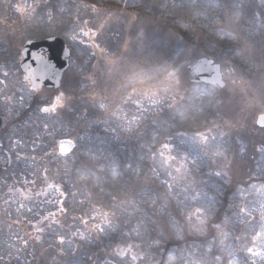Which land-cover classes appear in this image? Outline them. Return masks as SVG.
Here are the masks:
<instances>
[{"label": "snow or ice", "instance_id": "6c2138e0", "mask_svg": "<svg viewBox=\"0 0 264 264\" xmlns=\"http://www.w3.org/2000/svg\"><path fill=\"white\" fill-rule=\"evenodd\" d=\"M39 6L38 3L25 0L24 3L16 4L15 8L20 14L31 16ZM180 6H184L183 0ZM209 6L224 9L233 7L213 3L212 0H209ZM83 7L103 18L94 28H89V21L84 20L79 32L74 31L71 39L76 40L82 34L91 40V47L103 55L105 49L96 40L103 35L110 22L120 17L96 4H83ZM48 15L51 19V13ZM239 15V12L229 13V24L235 23ZM130 16L128 24L137 21L135 14ZM219 33L237 41L239 46L227 49L216 61L206 59L197 62L192 68L194 76H185L183 72V65L177 57L185 58L190 49L179 45L166 60L151 66L125 63L122 57L105 55V67L99 70L102 75L96 79L88 77L94 86L89 102L95 111L92 117L84 114L87 129L100 128L103 134L86 131L84 136L77 134L73 138L57 139L58 134H71L57 128V119L51 118H58L59 110L68 108L75 91L70 86L63 90L57 89V94L38 111L49 118L43 124L44 133L56 145L51 153L45 152L44 156H55L62 161L59 167H62L66 179L50 182L49 169L44 166L36 168L32 175H39L44 186L35 192L32 188L17 190L20 195L14 201L17 204L16 213L33 212L28 204L44 197L41 203L52 205L54 210H49L38 219L33 225L35 232L43 233L46 227L51 228L53 225L63 227L60 218L68 213L66 200H76L79 190L88 186L103 191L107 185L123 191L125 198L107 210L104 205L92 203L87 218L73 217L74 220L79 219L85 229L73 235H79L82 240L117 231L129 238L133 235L137 238L150 235L152 246L157 248L168 241L185 242L183 247L171 250L174 254L167 256L169 264L176 260L180 264H264V169L258 176L250 172L248 181L238 185L226 203L223 199L225 186L231 184L229 173L233 169V161L226 155L229 148L223 142L224 136L237 132L233 137L236 147L231 148L234 157L243 156L251 147L264 159V116L248 124L249 110L258 104L264 105V90L259 94L250 91L247 87L249 82L235 63L237 59L241 62L253 59V47L248 40L234 34V30L221 28ZM140 35L143 36V32ZM258 51L264 60V47ZM16 56L21 60L30 57L45 73L51 68L42 52L32 53L23 47L17 50ZM206 64L215 66L213 86L199 88L196 85L200 82V73ZM114 73L122 76L120 88L109 92L103 87L104 77L111 79ZM2 74L5 79L0 80V85L6 86L9 73L3 71ZM24 79L31 85L32 92L39 91L31 76L26 75ZM193 80L192 94L187 97L180 95L182 81L192 83ZM96 88L100 91H95ZM261 88L264 89V83ZM238 94L243 104L237 102ZM5 100L9 101L11 97H5ZM18 101L23 103L24 96H20ZM205 101L228 117L224 121L228 132H221L219 140L211 135V130L191 133L181 130L187 114L193 110L203 111ZM261 110L264 111V108ZM257 124L259 128L255 127ZM241 130L258 133L259 138L249 136L245 142L244 137L239 135ZM126 140H136L139 144L138 155L134 159L118 156L113 151L114 145ZM13 144L23 147L21 140H15ZM32 150L35 152L36 147ZM16 156L25 161L30 159L33 165L37 163L35 155L20 157L16 153ZM70 161L79 163L70 167ZM143 161L149 162L146 171ZM5 162L11 163V159ZM36 182V179L25 181L33 186ZM49 190H53V193L50 194ZM80 194L83 195L82 192ZM4 203L8 204L9 201L5 200ZM78 203L84 204L85 200H78ZM116 208L128 218L127 221L122 222L117 217ZM132 218H135L134 224ZM14 222L20 224L22 221L17 219ZM129 225V230L124 232L123 229ZM26 235L28 239L17 237L25 247L29 239H42L40 235ZM189 238H192L191 242H188ZM58 240L60 245H71L64 235H59ZM197 240L200 243H196ZM139 247V244L117 243L111 252L112 259L105 264H135L144 259V254L133 251ZM196 249L199 250L198 254Z\"/></svg>", "mask_w": 264, "mask_h": 264}, {"label": "trees", "instance_id": "16d2710c", "mask_svg": "<svg viewBox=\"0 0 264 264\" xmlns=\"http://www.w3.org/2000/svg\"><path fill=\"white\" fill-rule=\"evenodd\" d=\"M191 1L192 0H183L184 6H180L181 0H55L53 4H59V3H81V4H96L99 8H107V7H114V8H125L129 11H135L141 16V21L149 22L153 25V28L161 29L163 31L167 30L178 37L182 39L183 44L187 45H193L200 49V52L205 54L206 57H209L210 59H217L223 52H225L229 48L238 47L239 44L237 41H233L229 39L228 37L223 36L219 33V29L225 28L226 30H234V34L239 35L240 37H243L248 40L249 44L253 47V59L248 62H241L239 59L235 61V63L238 65V67L242 70L244 79L248 81V85L250 83L252 84V87H254L257 84L262 85L264 83V80H262V75H264V60H262L259 49L261 47H264V23L262 24V31H259L256 33V29L260 26L257 23H251V19H249L246 15L241 19V26L239 29L235 27V23L229 24L228 16L229 13H232L231 7L228 9L224 8H214L209 6V0H199L202 3L203 10L200 11V15L192 14L190 13L191 9ZM262 1V0H261ZM1 3H8L7 0L1 1ZM49 4V1H47ZM213 3L217 4H227L231 6V3L227 0H212ZM11 3L7 4V6L0 7V11L7 10H15V5L13 4L12 7L9 8ZM45 4L44 6L48 5ZM6 5V4H5ZM264 6V3H263ZM43 11V10H42ZM258 12V11H257ZM185 25H189V27H185ZM6 27H9L10 24L4 25ZM260 33H263V38L261 37ZM102 42L106 45L107 43L102 40ZM107 46V45H106ZM116 52V50H114ZM156 52H149L144 56V62L143 64L141 62V66L143 65H153L155 63L147 61L148 58L153 57ZM171 53L170 51L167 54V58ZM203 58V57H200ZM200 58H197L200 59ZM125 57L123 58V60ZM126 59L124 62H126ZM157 65V64H156ZM188 65L185 64L183 66V72L185 76H188L187 72ZM121 77V75L118 74V78ZM104 84L103 87L107 89L109 92H111L114 89H119L118 85L116 86L115 83H112V79H109L107 76L104 77ZM78 79H67L64 82V87H71L74 89V95L73 100L68 105V108L64 110H59V116L57 120H59V124L61 125V128L64 133H70L71 135H64L68 138H73L77 134L80 136H84L86 134V131L88 133L97 132L99 134H103L102 130L100 128H93V129H87L84 114H86L88 117L93 116V112L95 111L90 102L89 97L90 93L93 92L94 86L92 85L91 81L86 76H80V89H77V83ZM185 82L182 81V84ZM187 91L180 92V95H184L185 97L191 95V88L193 85L189 84ZM199 88H204L206 86L202 85H196ZM210 88V87H209ZM183 89V87H182ZM80 91V92H79ZM95 91H100L99 88H96ZM79 92V93H78ZM197 95L199 93H196ZM53 98L52 94L48 91L44 92L40 95L38 99H36V102L34 104L37 109L40 107L46 105L51 99ZM41 99V101H39ZM43 101L47 103H43ZM238 103L243 104L242 102L237 101ZM199 103V102H197ZM72 109V110H69ZM256 118V115L248 116V124L251 125V122L253 119ZM220 116L219 111L215 106H210L205 103L203 104V111H190L187 114V119L182 122V129L184 131L188 132H207L209 129L213 128L216 124L219 123ZM218 125H224L223 122H220ZM60 129V128H59ZM251 131V130H250ZM240 132H244L241 130ZM150 133V130H149ZM248 133V132H247ZM136 142V143H134ZM143 141H141L142 143ZM124 145V146H123ZM127 148L128 151L122 150L123 148ZM235 146H231L230 148H234ZM138 149L139 144L136 140H126L123 143H119L114 145L113 151L116 155L122 156L125 158H136L138 155ZM246 157V167L244 166L243 160H239L240 155H236L234 157L233 152L230 150V156H232V161L237 160L236 162H233V165L236 167L235 172L237 174H240L243 176V180L240 185L244 184L248 181L249 173H253V167L254 162H252L253 157H257V152L252 151L251 147H249V150L244 154ZM243 157V156H241ZM47 163V162H46ZM79 161H76L75 164H71V167H75L76 164H78ZM143 166L145 168V171L147 170V164L148 161H143ZM242 165V168L240 166ZM58 163H51L49 166V172L50 177L52 178L50 182H59L62 179H66L63 174L62 167ZM59 168V171H58ZM235 172H234V178L232 177V181L230 185L225 186V193H224V202H227L228 197L235 191L237 185L235 184ZM6 180V179H3ZM38 180L40 183H42V179L38 175ZM252 182L259 183V180H253ZM85 193L91 194L90 199L88 202H85L84 204H80L81 210H79V204L75 203L74 206L71 208L69 206L70 212L67 213L65 216L61 217V225L63 227L57 226L60 228V230H65L69 235L72 237H75L76 235H73V233H76L72 229V223H78L81 225V227L84 229V226L80 223V221H77L73 219L75 216H85L87 218L86 214L87 211L90 209L91 204L95 203L98 206L104 205L105 210L108 209L113 204H119V200L122 198H125V193L123 191H120L118 189H112L109 188L107 185L104 186V190L101 191L98 188H94L91 186H88L87 188L82 189ZM113 197H116L114 200ZM147 210V209H146ZM223 211V209H221ZM12 214H0V224H3L4 221L7 225H0V227L8 226L9 229L13 230L18 236H22L25 239H28V236L26 234L31 233L33 237L36 235H40L41 233H36L33 225H35L34 222H28L27 225L23 224H16L12 221ZM27 222V220L22 219V223ZM124 222V220H122ZM135 223V218L132 220V224ZM74 225V224H73ZM131 225L128 227H125L123 229L124 232H127ZM239 234V233H237ZM127 236L121 235L120 231L119 234H116L114 236H110L111 241V248L108 250L105 248V245H103V239L101 238V235L94 237L95 243L94 245L89 244V242H81L75 240L76 245L81 244L83 249V255L84 257L87 256V260L84 258L74 257L69 254H63L59 247L60 244L58 243L57 246H48L47 248L44 245H41L39 241H35L34 239H29L28 245L25 247L22 245L19 239L16 241H19L20 248H21V257L24 256V260L22 263L19 261H15L14 253L11 251H7V258L4 259V262L2 264H105L106 261H110L112 259L111 252L112 249L119 243L120 239H124ZM133 235V239H134ZM147 237V238H146ZM128 239H131L128 237ZM133 239L130 240L133 242ZM192 238H189L188 242H191ZM110 240V239H109ZM15 241V240H14ZM15 241V242H16ZM146 242V245L143 246L147 252L150 253L151 259H154L155 261H159V264H165L167 260V256L171 253L172 249L180 248L184 246L185 242H176V241H168L167 243H164L161 247L157 248L155 246H152V237L150 235H145L142 237V242ZM99 243V245H97ZM196 243H200L199 240L196 241ZM78 248V245H77ZM24 250V252H22ZM199 253V250L196 249ZM213 251L215 252L216 249L214 248ZM75 252V251H74ZM55 261V263H54Z\"/></svg>", "mask_w": 264, "mask_h": 264}, {"label": "rangeland", "instance_id": "374dc122", "mask_svg": "<svg viewBox=\"0 0 264 264\" xmlns=\"http://www.w3.org/2000/svg\"><path fill=\"white\" fill-rule=\"evenodd\" d=\"M4 1V0H1ZM55 0H49V4L47 0H27L28 3H38L40 6L36 9V14L33 13L31 17V22H35V17L37 18V27L41 28L43 24L40 22L42 20L41 17L48 16L49 24L52 29V31L59 35L71 48L73 52V59L71 60V73L69 78H74L75 74L74 72H78L80 69V76H86V77H92L93 79H96L98 75H102L100 73V69L105 67V55H112L116 58H124L127 60L125 63H139L141 65V62H144V56L149 52H156L153 57H150L147 59L148 63L152 62L155 64H159V62L167 59V54L170 51L171 53H174V51L177 49V46L181 47H187L190 49V51L187 53L185 58L177 57L179 60V63L181 65L187 64L189 66L190 63L197 60V58L200 57H206L205 54L200 52V49L193 45H187L183 44L182 39L175 35L174 33L170 31H163L161 29L153 28V25L149 22L141 21V16L135 12V11H129L125 8H114V7H107L102 8L106 10L109 13H114L116 16H119V20H113L109 23V25L106 26L104 33L102 36L98 37L96 42L100 43V46L105 49V53L102 55L99 53L97 49H94L91 47V40L88 37L83 36L82 34L77 36L76 40L71 39V35L73 32H79L80 27L82 26V22L84 20H88L89 28H94L95 25L101 20L103 17H98L96 13H93L90 9H86L83 7V4L81 3H73V2H66V3H59V4H53ZM231 3V11L232 13L239 12V18L235 22V27L237 29L241 26V19L246 15L249 19H251V23H257L260 26L255 30L256 33L259 31H262V24L264 23V6L261 0H227ZM8 2V0H7ZM25 0H9L8 3H1L0 7L7 6V4L11 3L9 8L12 7V5H16L18 3H24ZM6 4V5H5ZM45 4H48L44 6ZM191 9L190 13L197 14L200 11L203 10V5L199 0H192L191 1ZM238 5V7H235ZM43 10V11H42ZM7 11V10H4ZM9 11H12L9 9ZM48 11V13H45ZM258 11V12H257ZM49 13H51V19H49ZM130 14H135L137 16V21L128 24L127 21L131 19ZM44 15V16H43ZM35 22V23H36ZM79 22V23H78ZM3 24V25H2ZM0 26L4 27V22H2ZM11 25V24H10ZM264 25V24H263ZM31 27H34L35 24L31 23ZM141 32H143V36H141ZM52 35V34H51ZM261 37L263 38V33H260ZM52 37V36H50ZM106 42L107 46L102 42ZM83 41V43H81ZM125 46L127 47V51H125ZM116 50V52H114ZM96 53L93 55V53ZM166 55V56H165ZM75 56L76 59H75ZM202 58V59H204ZM209 58V57H206ZM124 59V60H125ZM216 61L217 59H213ZM81 65V66H80ZM112 79V83H115L116 86L118 85V88H120V83L122 80V76L118 78V74L114 73ZM262 80H264V75H262ZM253 83H250L247 85L250 91L255 92L256 94H259L262 90L260 84L255 85L252 87ZM189 85L187 82L183 84V89H181L182 92H185V88H188ZM24 96V99L26 102H31L33 99V94L30 92L23 91L21 92ZM237 101L242 102V97L238 94L236 97ZM16 103H13V106H16ZM8 107V106H7ZM264 108V105L258 104L255 107L251 108L249 110L248 116H254L257 117L260 114H263L264 111L261 109ZM220 116V122H223L228 119L226 115L219 112ZM47 121H42L38 124V127L35 128V130L32 133V137L30 143L28 141H24L22 138L17 137L19 140H23L22 142L23 147L26 148L29 152L26 154V156L31 157L35 155L37 157V163L36 165H33L32 162H27L22 164V169L24 171H27L29 174L26 178H12V179H0V214L3 213V215L12 214V222L16 221L17 219L27 220V222H24L21 224L27 225L28 222H36L38 219L41 218L42 215H46L49 210H54L52 205H48L45 203H41L45 198L40 197L37 200H33L28 204L29 207L33 208V212H23L22 214H18L15 211V208L17 207V204L14 202L17 197H19L20 192L17 190L27 191L28 188H32L33 192L38 190L40 187L44 186L43 183H40L38 180V176L34 177L32 175L33 171L36 168H39L41 166L47 167L49 169V166L51 163L55 162L60 165H62V161H59L55 158V156H49L45 157L44 153L49 152L51 153L53 148L56 147L54 141L47 137L44 133L43 124ZM216 124L213 128L209 129L211 130V135H214L217 137V139H220V133L221 132H228V129L224 127V125H218ZM57 128H61V125L59 124V120L57 122ZM237 135V132L233 131L229 133V135H226L223 137V142L225 143V146L229 148V151L226 152V155L228 156L229 160H232V156H230V145L235 146V142L233 140V137ZM240 136L244 137L245 142H247V139L249 136H255L257 139L259 138L258 133H252L250 130L247 132H240ZM57 139H68L66 136H60L58 134ZM136 143V142H134ZM36 147V151L34 152L32 149L33 147ZM124 146V145H123ZM122 150L128 151V149L125 147ZM57 155L58 152H57ZM257 157L252 158V162H254L253 167V176H258L261 173V170L264 169V159L261 158V155L257 153ZM239 160H243L244 166L246 167V157L243 155V157L239 156ZM245 159V160H244ZM237 160H233V162H236ZM47 162V163H46ZM70 167L72 162H69ZM240 166V164H239ZM15 168V167H14ZM242 168V165L240 166ZM62 169V168H61ZM236 170V167L233 165L232 171H230L229 175L234 178V172ZM235 184L238 186L241 184L243 180V176L240 174H237L235 172ZM49 172V177H50ZM32 179H36V185L33 186L31 184L25 183V181H31ZM52 180V178L50 177ZM49 179V180H50ZM50 180V181H51ZM11 189V190H10ZM70 191H76V189H70ZM50 194L53 193V190H49ZM83 193L81 195L80 193ZM85 196H87V199H85ZM90 195L85 193L82 189L79 190L77 194L76 200H66L65 206L68 208V213L70 212L69 206L72 208L75 203H78V200H85V202H88L90 199ZM8 200L9 203L5 204L4 201ZM79 204V210H81L80 203ZM5 209H7V212H5ZM89 211V210H88ZM87 211V213H88ZM117 213V217L122 221H127V217L122 215L121 210L119 208L115 209ZM39 213V215H37ZM80 217V216H75ZM134 218H132L133 220ZM76 222L79 221V219H75ZM35 223V224H36ZM74 224V225H73ZM0 225H7L4 221L3 224ZM72 229L76 232H84L83 228L78 223H72ZM119 234V231L112 233L110 235H101V238H104L103 245H105L106 249L111 248V244L109 241H111L112 236ZM64 235L66 241H71V245L68 243L64 245L58 246L60 251L63 254H69L74 257H80L84 258V260H87V256L84 257L83 255V249L81 244L75 243L76 241L81 242H89V244L94 245L95 240L94 238L88 239V240H82L79 235H76L75 237L71 238V235H69L65 230H60L56 225H53L51 228H45V231L40 234L42 239L39 241L41 245H44L46 248L50 245L57 246L59 243L58 236ZM111 236V238H110ZM18 235L9 229L8 226L0 227V264L4 262V259L7 258V251H11L14 253L15 261H19L20 263L23 262L24 256L21 257V248L19 241L17 240ZM147 238V237H146ZM110 239V240H109ZM128 239V237H125L124 239H120L119 243H133V244H139V248H134L133 251L144 254V259L138 260L135 262V264H159V261H155L154 259H151L150 253L144 250L145 248L143 246L146 245V242H142V238L134 237L133 242H131ZM16 242H15V241ZM60 244V243H59ZM99 245V243L97 244ZM75 251V252H74ZM24 252V250H22ZM198 254V252H197ZM130 259V258H129ZM55 263V261H54ZM165 264H169L168 260H166ZM171 264H180L179 260L172 261Z\"/></svg>", "mask_w": 264, "mask_h": 264}, {"label": "flooded vegetation", "instance_id": "af4514ba", "mask_svg": "<svg viewBox=\"0 0 264 264\" xmlns=\"http://www.w3.org/2000/svg\"><path fill=\"white\" fill-rule=\"evenodd\" d=\"M45 13H48V11ZM35 15L37 14L35 13ZM31 17L34 18L32 15H22L16 9L12 11H0V24L2 22L4 24H11L9 27L0 26V80L5 79L2 74L3 71L9 73L6 78V86L0 85V118L3 121L0 127V179L26 178L28 176L29 173L22 169V164L31 160L18 159L16 153H19L20 157H27L26 154L29 151L26 148L16 147L13 141L19 140L18 136L29 143L32 141V133L38 127V124L42 121L48 122L49 119L34 106L36 99L46 91L51 93L53 97L57 94L55 90L50 91L46 89L32 92L31 85L25 81V75L21 70L23 59H18L16 56L17 50L25 47L28 42H43L51 38L62 39L52 31L48 16L41 17L40 20L42 21L40 23L43 24L41 28L36 26L37 18L35 17V23L31 22ZM31 23L35 24V26L31 27ZM72 59L73 52L71 50L70 67L63 77L60 90H63V84L66 78L68 79L70 76ZM74 74V79H78L77 89L79 90L80 69L78 72H74ZM23 91L33 94L31 102H26L25 99L23 103L18 101V98L23 96L20 94ZM5 97H11V100L6 101ZM47 102L43 101V103ZM13 103L17 105L13 106ZM51 119H57V117H52ZM23 140L21 141L24 142ZM10 149H13V151H10ZM8 159H11V163L5 162Z\"/></svg>", "mask_w": 264, "mask_h": 264}, {"label": "water", "instance_id": "95a60500", "mask_svg": "<svg viewBox=\"0 0 264 264\" xmlns=\"http://www.w3.org/2000/svg\"><path fill=\"white\" fill-rule=\"evenodd\" d=\"M32 53H44L47 62L51 65V68L47 73L43 72L40 65L35 61L31 60L30 57L23 59L21 64V70L26 76H31L34 83H36L39 91L46 90H55L61 89V83L65 73L69 70L70 67V57L71 51L69 47L60 39L52 38L41 43H27L25 45ZM205 59H200L193 62L188 67L189 76H194L192 68L199 61H205ZM210 60V59H207ZM53 73H56L53 75ZM215 76V66L214 64H206L204 70L200 73V82L198 85H205L212 87V79ZM191 84H195V80ZM261 116H264V113L259 115L257 119ZM3 121L0 118V127L2 126ZM259 128V125H256Z\"/></svg>", "mask_w": 264, "mask_h": 264}]
</instances>
